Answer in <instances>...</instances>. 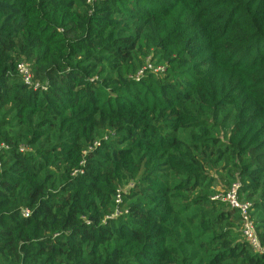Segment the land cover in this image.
Segmentation results:
<instances>
[{
    "label": "trees",
    "instance_id": "16d2710c",
    "mask_svg": "<svg viewBox=\"0 0 264 264\" xmlns=\"http://www.w3.org/2000/svg\"><path fill=\"white\" fill-rule=\"evenodd\" d=\"M234 183L264 249V0H0V264H264Z\"/></svg>",
    "mask_w": 264,
    "mask_h": 264
},
{
    "label": "built area",
    "instance_id": "2783aa9c",
    "mask_svg": "<svg viewBox=\"0 0 264 264\" xmlns=\"http://www.w3.org/2000/svg\"><path fill=\"white\" fill-rule=\"evenodd\" d=\"M19 73L21 74L25 84L34 86L37 88L38 86L35 85L32 82V75L30 73L29 67L27 65H20L18 67ZM146 70H151L154 73H162L163 72V66H153L152 64H148L147 67L141 71H139L136 75V79L141 77L143 73ZM45 90V88H42ZM240 189V184L239 183H234L229 192L223 196V197H215L219 198L222 201L226 202L229 207L233 210H236L239 217H240V222H241V234L243 239L250 245V247L257 253H264V249L260 247L256 231H255V226L254 222L251 216V204L249 202H240L238 200V192ZM116 203H120V196L118 195L116 197ZM25 217L29 215L28 211H25L23 214Z\"/></svg>",
    "mask_w": 264,
    "mask_h": 264
},
{
    "label": "rangeland",
    "instance_id": "374dc122",
    "mask_svg": "<svg viewBox=\"0 0 264 264\" xmlns=\"http://www.w3.org/2000/svg\"><path fill=\"white\" fill-rule=\"evenodd\" d=\"M225 180V179H224ZM233 183V182H232ZM231 183V184H232ZM230 184V185H231ZM223 185H224V182L223 181H219V183H216V185H215V190L217 191V193L214 195V196H216V195H219V194H221V193H223L224 192V189L222 188L223 187ZM127 186H124L121 190H123V191H126L127 190ZM229 188V186L226 188V189H228ZM240 231H241V229H240Z\"/></svg>",
    "mask_w": 264,
    "mask_h": 264
}]
</instances>
